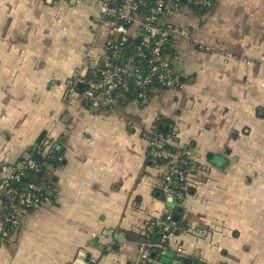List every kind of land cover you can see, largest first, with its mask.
I'll return each mask as SVG.
<instances>
[{
  "label": "crops",
  "instance_id": "obj_1",
  "mask_svg": "<svg viewBox=\"0 0 264 264\" xmlns=\"http://www.w3.org/2000/svg\"><path fill=\"white\" fill-rule=\"evenodd\" d=\"M99 14L88 1L0 0V165L43 133L64 159L48 168L53 202L0 236V264H137L140 235L172 209L144 137L160 117L194 161L168 254L264 264V0H214L203 15L183 6L168 19L186 32L170 38L182 85L114 105L66 94L87 46L101 52Z\"/></svg>",
  "mask_w": 264,
  "mask_h": 264
},
{
  "label": "built area",
  "instance_id": "obj_2",
  "mask_svg": "<svg viewBox=\"0 0 264 264\" xmlns=\"http://www.w3.org/2000/svg\"><path fill=\"white\" fill-rule=\"evenodd\" d=\"M88 1L99 8V21L105 32L101 52L96 45L86 48L84 64L68 80L67 97L82 94L95 105H109L116 90L137 89L133 101H147L158 89L180 87V74L173 60L165 53L172 35L185 34L181 25L168 21L182 10L180 0H72L73 3ZM196 4L209 7L210 0H196ZM129 38L138 39L133 52H126ZM81 83L82 89L78 85ZM148 142L150 161L166 167L161 191L165 197H172L179 206L186 193L188 177L194 161L188 150H172L165 147L168 137L152 126L144 133ZM44 153L50 152L52 143L48 139L40 142ZM42 171V162L36 161L31 153L23 157L19 165H0V236L6 238L21 224L25 211H32L53 202L54 190L49 183L29 182L23 190L12 187L21 181L27 171ZM173 208L155 218L149 229L158 227L162 234L159 242L144 243L135 260L137 264H161L152 254L153 246L168 250L170 239L179 229ZM176 254L183 257L181 245L175 246ZM128 264V263H126ZM134 264V262H133Z\"/></svg>",
  "mask_w": 264,
  "mask_h": 264
},
{
  "label": "trees",
  "instance_id": "obj_3",
  "mask_svg": "<svg viewBox=\"0 0 264 264\" xmlns=\"http://www.w3.org/2000/svg\"><path fill=\"white\" fill-rule=\"evenodd\" d=\"M150 3H153L154 0H148ZM211 3L213 4L214 0H210ZM180 3L182 6H189L191 8H193L197 13L203 15L205 12H207L211 6L206 7V6H202V5H198L196 4V0H180ZM138 42V39H132L129 38L128 41H126V52H133L134 50V46L135 44ZM170 42L171 39L165 49V53L172 58L173 54H174V50L172 49V47L170 46ZM82 89V88H81ZM137 94V89L135 87H131L128 91H119L116 90L113 93V98L115 99L116 96L121 95L122 98L119 101H125V100H130L133 98V96ZM111 105H114L113 102H111ZM104 108V107H103ZM106 109V108H105ZM155 128L158 132L162 133L165 136L169 137V133L171 132V121H169L168 119L164 118V117H160L156 123H155ZM47 136L45 133H43L40 138L38 139L37 143L34 145V147L30 150V153L32 155V157L38 161V162H42V171L40 172H34L32 170L27 171V174L25 175V177L19 181V182H13L12 183V187L17 189V190H23L27 184L29 182H35V183H45V184H51L52 188L54 189L53 185L54 181L51 175H49V171L48 168L51 166L53 168L58 167L60 165H62L64 163V159L62 158V149H58L57 145H52V148L50 149V152L48 153H44L43 150L41 149L40 146H42L40 144L41 141H43L44 139H46ZM165 147L172 149V150H180L177 148H173L170 143L169 140L168 142L165 143ZM21 161L23 160L20 159ZM20 161V162H21ZM19 162V163H20ZM15 164V165H19ZM159 166V165H156ZM162 177L164 178V174L162 175ZM188 182V181H187ZM187 191V189H186ZM174 214H176L178 216V222L180 223L181 221V216H182V208L181 206H177L174 209ZM162 232L161 230L156 227L154 229H145V232L142 233V235H140V242H147V243H158L159 238L161 236ZM140 243V244H141ZM152 254L160 261V263H164L163 258H167V259H175L177 258L176 256H172L170 254H168V251H166L165 253H162L161 249L157 248L156 246H153V251ZM167 264V263H165Z\"/></svg>",
  "mask_w": 264,
  "mask_h": 264
},
{
  "label": "water",
  "instance_id": "obj_4",
  "mask_svg": "<svg viewBox=\"0 0 264 264\" xmlns=\"http://www.w3.org/2000/svg\"><path fill=\"white\" fill-rule=\"evenodd\" d=\"M78 86L81 87L82 86L81 83ZM59 148H60V145L58 146V149ZM214 162L217 165L222 166L224 164V162H226V159L224 157H221V156H215L214 157ZM53 180L56 181L57 178L54 177ZM168 205L171 208L175 207V203L173 202V198L172 197H168ZM174 218L177 220L178 216L175 214ZM163 261H164V263H167V264H201V263H198L195 259H190L188 257H180V256H178L175 259H167V258L164 257Z\"/></svg>",
  "mask_w": 264,
  "mask_h": 264
}]
</instances>
